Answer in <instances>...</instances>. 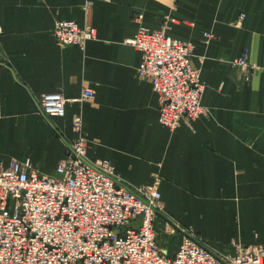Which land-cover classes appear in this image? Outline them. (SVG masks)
Here are the masks:
<instances>
[{
	"label": "crops",
	"instance_id": "0c3cea01",
	"mask_svg": "<svg viewBox=\"0 0 264 264\" xmlns=\"http://www.w3.org/2000/svg\"><path fill=\"white\" fill-rule=\"evenodd\" d=\"M138 14L151 31L171 17L168 35L192 44L208 116L173 132L159 123L158 97L127 43ZM59 21L94 28L96 38L84 51L60 46ZM207 32L216 36L210 44ZM245 54L248 69L232 64ZM84 89L94 99L68 103L64 118L52 123L40 112L42 94L74 100ZM77 114L90 160L108 161L131 187L160 178L157 226L169 255L188 232L219 254L264 245V0H0V169L29 159L54 175Z\"/></svg>",
	"mask_w": 264,
	"mask_h": 264
},
{
	"label": "built area",
	"instance_id": "2783aa9c",
	"mask_svg": "<svg viewBox=\"0 0 264 264\" xmlns=\"http://www.w3.org/2000/svg\"><path fill=\"white\" fill-rule=\"evenodd\" d=\"M92 7L87 2L86 10ZM135 20L138 30L127 43L140 54L138 77L158 97L159 123L173 132L182 122L208 116L193 46L168 35L174 20L168 16L157 31L144 25L143 14ZM243 20L242 15L236 25ZM53 36L60 46L84 51L96 30L59 21ZM215 39L213 33L204 34L205 44ZM232 64L249 68L246 54ZM94 95L84 89L80 98L67 100L59 92L44 93L38 105L53 123L65 117L68 103L83 104ZM83 123L81 114L73 117L76 137L54 175L40 173L29 159L13 160L0 169V264H264V245L236 246L234 255L219 254L192 232L169 255L159 242L157 226L164 214L160 178L156 176L153 186L131 187L117 178L108 161L90 160ZM173 232L166 223L165 233Z\"/></svg>",
	"mask_w": 264,
	"mask_h": 264
}]
</instances>
